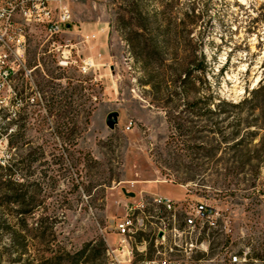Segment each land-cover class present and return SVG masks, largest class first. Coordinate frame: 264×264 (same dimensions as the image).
I'll return each mask as SVG.
<instances>
[{"label": "rangeland", "instance_id": "374dc122", "mask_svg": "<svg viewBox=\"0 0 264 264\" xmlns=\"http://www.w3.org/2000/svg\"><path fill=\"white\" fill-rule=\"evenodd\" d=\"M167 3L140 1L150 15L166 11L160 28L173 32L158 37L149 67L120 20L127 0H73V26L56 38L74 46L70 67L58 66L45 34L33 39L34 83L19 75L22 102L0 107V264H264V0ZM193 7L211 20L191 24ZM155 194L183 199L184 211L149 205L144 230L122 243L127 205ZM199 201L218 213L192 238L204 245L186 254L157 243L163 221L183 226Z\"/></svg>", "mask_w": 264, "mask_h": 264}, {"label": "built area", "instance_id": "2783aa9c", "mask_svg": "<svg viewBox=\"0 0 264 264\" xmlns=\"http://www.w3.org/2000/svg\"><path fill=\"white\" fill-rule=\"evenodd\" d=\"M72 2L73 0H0V107L22 102L17 90L19 75L31 84L34 83L33 73L39 66L30 67L28 61L31 44L36 36L45 34L52 41L50 53L57 54L59 67L67 68L75 64L74 46L70 43L62 45L56 41V38L73 26ZM86 39H90V36H86ZM94 65L91 59L84 60L79 69L86 74ZM13 117H17L16 112ZM149 205L175 217L185 209L184 202H175L160 194H155L151 202L141 196L136 204L127 205L125 217L116 226L122 243H127L129 238L144 230L145 221L149 218ZM185 213L183 226L177 223L171 226L163 221L156 234L157 243L169 247L172 252L178 250L187 254L194 249H200L204 244L199 243V239L194 241L193 236L200 233L204 225H214L213 221L218 214L214 208L201 201L188 203ZM169 236L173 237L172 245L168 241ZM188 236H192L190 240ZM111 252L114 254L116 250L112 249ZM242 261L241 256H232L231 264H240ZM141 264L157 262L146 261ZM166 264L181 262L166 261Z\"/></svg>", "mask_w": 264, "mask_h": 264}, {"label": "trees", "instance_id": "16d2710c", "mask_svg": "<svg viewBox=\"0 0 264 264\" xmlns=\"http://www.w3.org/2000/svg\"><path fill=\"white\" fill-rule=\"evenodd\" d=\"M127 1H128L127 7L124 9V15H121L120 20L125 23L126 28H129L132 30L130 37H129V41L132 45L136 59L146 64L149 67L155 61H160L161 52L156 42L158 37L160 36L161 37H171L173 32L170 26L160 28L161 26H163V24H159L160 22H162V18L164 19V23L166 22V18H164L166 15V11H163L162 13L155 12L154 14L150 15L144 12L142 8L140 7L141 0H127ZM178 4H179V0H168V3L166 4L165 9L169 8L170 10L173 11V9L176 6H178ZM126 15H129L128 20L126 19L127 17ZM160 16H162V18H160ZM186 17L190 21L191 24L197 23L200 19L211 20V15H209L208 9H206L203 14H196V7H193L191 9V15H187ZM173 19L177 20V17L174 16ZM183 20L185 19H181V23L179 25H185V22ZM154 26H157V28H154ZM175 34H176V37H179V33L176 32ZM191 34H192V31L189 30L187 32V37H189ZM203 63H205V61H203ZM200 69L204 70L205 67L202 66V68H199V70ZM78 92H79V89L75 88L73 94H76ZM63 100L64 99L62 98L61 101ZM60 103L62 104V102ZM68 104L71 106V109H72V106H73L72 101L69 102ZM92 111L93 109H91L87 113V116L84 120V123L86 125L89 124ZM72 123L74 124L75 128L79 127L78 126L79 120L74 121ZM61 139L69 140L70 143L73 142V145L75 147L78 145V138L61 136ZM81 159H78V161H80ZM0 169L7 170L8 167L3 168L2 166H0ZM10 203H12V201H10ZM102 245H105L104 242H102ZM82 254H84V252H82ZM256 257L260 258V256H256ZM75 264H81V258L80 260H77Z\"/></svg>", "mask_w": 264, "mask_h": 264}, {"label": "water", "instance_id": "95a60500", "mask_svg": "<svg viewBox=\"0 0 264 264\" xmlns=\"http://www.w3.org/2000/svg\"><path fill=\"white\" fill-rule=\"evenodd\" d=\"M119 113L117 111L111 112L108 114L107 119H106V124L107 126L111 129L114 130L116 126L119 123ZM123 192L126 196L128 197H135L136 194L134 192H128L126 188H123ZM162 236V233L160 234V237Z\"/></svg>", "mask_w": 264, "mask_h": 264}, {"label": "crops", "instance_id": "0c3cea01", "mask_svg": "<svg viewBox=\"0 0 264 264\" xmlns=\"http://www.w3.org/2000/svg\"><path fill=\"white\" fill-rule=\"evenodd\" d=\"M172 185H176V186H178V187H180V188H182L185 192H186V195L185 196H187V190H186V187H184V186H182V185H178V184H173V183H171ZM170 198V197H169ZM172 199V198H171ZM172 200H174V199H172ZM175 202H181V201H183V199L182 200H174Z\"/></svg>", "mask_w": 264, "mask_h": 264}]
</instances>
